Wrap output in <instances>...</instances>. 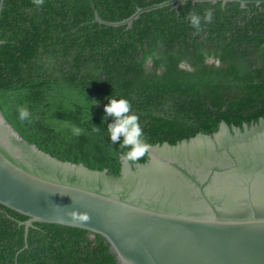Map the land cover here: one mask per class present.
<instances>
[{
  "label": "trees",
  "instance_id": "obj_1",
  "mask_svg": "<svg viewBox=\"0 0 264 264\" xmlns=\"http://www.w3.org/2000/svg\"><path fill=\"white\" fill-rule=\"evenodd\" d=\"M164 1L5 0L4 117L53 157L113 175L128 149L118 147L123 136L112 144L106 132L113 123L104 112L110 95L131 102L151 145L212 134L221 122L242 127L264 119V4L186 2L144 13L129 29L94 21L95 12L118 22ZM206 10L212 22L196 31L187 16ZM24 105L31 122L18 118ZM66 123L84 132L72 135ZM146 160L147 153L131 163ZM27 220L0 204V264H118L100 235L82 229L35 223L25 240L18 222Z\"/></svg>",
  "mask_w": 264,
  "mask_h": 264
},
{
  "label": "water",
  "instance_id": "obj_2",
  "mask_svg": "<svg viewBox=\"0 0 264 264\" xmlns=\"http://www.w3.org/2000/svg\"><path fill=\"white\" fill-rule=\"evenodd\" d=\"M0 0V18L4 7ZM186 2L168 0L109 22ZM2 42L0 41V44ZM112 122L113 116L107 115ZM144 163L120 158L119 175L62 161L25 140L0 110V204L35 223L100 235L118 264H264V119L219 124L175 145H151Z\"/></svg>",
  "mask_w": 264,
  "mask_h": 264
},
{
  "label": "clouds",
  "instance_id": "obj_3",
  "mask_svg": "<svg viewBox=\"0 0 264 264\" xmlns=\"http://www.w3.org/2000/svg\"><path fill=\"white\" fill-rule=\"evenodd\" d=\"M44 0H34L37 6L42 5ZM213 14L211 10H206L203 15L197 12H190L187 16L189 25L196 31H200L204 23H211ZM86 97V96H85ZM108 103L104 106V112L107 115L113 116L114 122L109 124L107 128L108 137L112 144H116L120 136L124 139L119 143L118 147L128 149L122 152L120 158L124 161L135 162L145 155L151 148L144 136L143 128L140 124L139 116L133 111L131 102L125 98H112L111 95L106 97ZM93 103L89 106L92 108ZM18 118L20 121H32V113L27 105L18 108ZM71 129L74 136H79L84 132V129L74 124H65ZM94 131L99 128L93 127Z\"/></svg>",
  "mask_w": 264,
  "mask_h": 264
},
{
  "label": "flooded vegetation",
  "instance_id": "obj_4",
  "mask_svg": "<svg viewBox=\"0 0 264 264\" xmlns=\"http://www.w3.org/2000/svg\"><path fill=\"white\" fill-rule=\"evenodd\" d=\"M208 63H210V64H211V63H212V64L214 63L215 65H217V64H218V61H214V60L211 59Z\"/></svg>",
  "mask_w": 264,
  "mask_h": 264
}]
</instances>
